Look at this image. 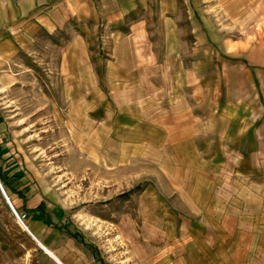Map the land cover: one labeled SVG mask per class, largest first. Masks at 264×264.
<instances>
[{"label":"crops","instance_id":"0c3cea01","mask_svg":"<svg viewBox=\"0 0 264 264\" xmlns=\"http://www.w3.org/2000/svg\"><path fill=\"white\" fill-rule=\"evenodd\" d=\"M207 1L0 2V95L27 89L39 76L34 53L46 52L42 91L52 92L46 78L56 72L80 106L65 121L71 154L90 169L133 174L138 200L125 203L137 206L147 264H264V0L213 1L218 23ZM100 39H110L106 56ZM20 144L17 129H0L11 169ZM29 170L21 181L36 185L13 202L50 252L41 264H96L47 224L73 220ZM42 203L45 214L33 211Z\"/></svg>","mask_w":264,"mask_h":264},{"label":"rangeland","instance_id":"374dc122","mask_svg":"<svg viewBox=\"0 0 264 264\" xmlns=\"http://www.w3.org/2000/svg\"><path fill=\"white\" fill-rule=\"evenodd\" d=\"M213 1H207L209 4L205 15L209 21L218 23ZM108 40L110 39L104 42L100 39L96 46V51L101 56L109 53L111 46ZM187 46H183V50L187 47V51L190 52V45ZM192 47L194 53L202 51L196 44ZM206 49L210 52L215 51L210 43ZM41 53L46 52L39 49V52L34 53L35 56L39 54L34 58V73H39V76L45 74ZM57 53L56 49H51L49 54L52 56ZM248 54L249 50L243 51V57ZM245 62L248 65V61ZM213 63L219 65L220 62ZM55 68L56 62L53 69ZM39 76L34 80L28 79L30 85H21L27 86V89L21 90L22 92L10 93L7 85L3 86L6 91L0 95V106L4 113L0 129L6 133L12 128L18 130L21 140L19 147L24 154L15 159L16 165L13 169L24 167L25 170L20 171H23L25 176L27 175L25 171L29 169L38 175L37 179L51 190L53 198L66 208L71 220L75 222L70 221V229L79 234L74 225L76 224L83 230L84 234H79L78 238L70 237L84 245L96 264H147L149 251L147 246L142 244L143 240L137 232V221L134 217L137 206L132 203L128 206L125 203L131 195L135 197L134 200H138L136 196L139 189H131V186L136 185L129 178V175L133 174L127 171L108 172L103 168L90 169L88 161L71 154L70 127L65 121L73 120L74 111L80 109L79 103L75 100L73 105L72 94L61 91L64 81L61 77L57 78L56 72H53L51 78H46L52 92L46 88L42 91ZM87 109L89 108L86 107L85 111ZM4 155L3 158L7 159L8 156ZM11 157L14 158L10 156L8 159ZM14 172L16 171L12 173ZM26 182L36 184V179L35 182ZM16 185L17 182L14 186ZM4 188L15 207L13 200H20L23 197H18L11 188ZM16 211L20 216L26 215L27 218L23 219V222L30 230L27 212ZM128 214V219L122 218ZM0 227L19 245L17 249L3 251L0 244V264H41L42 255L46 251L34 241L16 218L1 190ZM21 251L19 256L18 252Z\"/></svg>","mask_w":264,"mask_h":264},{"label":"trees","instance_id":"16d2710c","mask_svg":"<svg viewBox=\"0 0 264 264\" xmlns=\"http://www.w3.org/2000/svg\"><path fill=\"white\" fill-rule=\"evenodd\" d=\"M7 150H2L0 146V161H2V164L0 165V182L4 187L11 188L13 193H16L18 197H23L24 200H26V193H29L33 187H35L36 184H32L30 182H22L21 180L25 177V174L23 171L14 172V169L6 166V159L3 158V155L6 154ZM17 182V185L14 186V184ZM22 188V189H21ZM16 207V206H15ZM18 210V209H16ZM33 211H39L40 213L45 214V204L42 203L39 207H37ZM47 224L51 225L52 228L57 229L63 233H66L67 235L78 238L79 234L73 230L70 229V224H60V223H52L50 218L48 217L46 219ZM31 243V242H30ZM0 244L3 251H7L9 249H17L18 243L13 241L5 232L2 231L0 227ZM33 245V243H32ZM30 247H33L30 245ZM36 247V246H34ZM92 249V248H91ZM21 252H18L19 256L21 255Z\"/></svg>","mask_w":264,"mask_h":264},{"label":"water","instance_id":"95a60500","mask_svg":"<svg viewBox=\"0 0 264 264\" xmlns=\"http://www.w3.org/2000/svg\"><path fill=\"white\" fill-rule=\"evenodd\" d=\"M0 190H1V192L3 193V195H4L5 199H6V201H7L8 204L10 205V208H11V210L13 211L14 215H15L16 218L20 221V223L24 226L25 230L30 234V236L34 239V241H35L40 247H42L46 252L50 253L49 250H47L46 247H45L41 242H39V241L37 240V238L31 233V231L28 229V227L25 225V223H24L21 219H19V217H18L19 213L16 211L14 205L12 204V202H11L9 196L7 195V193H6V191H5V188H4V186L2 185L1 182H0ZM57 261H58V260H57ZM58 262H59V261H58Z\"/></svg>","mask_w":264,"mask_h":264},{"label":"built area","instance_id":"2783aa9c","mask_svg":"<svg viewBox=\"0 0 264 264\" xmlns=\"http://www.w3.org/2000/svg\"><path fill=\"white\" fill-rule=\"evenodd\" d=\"M18 217H19V219H21L22 221H23V219H26V218H27L25 214H23L22 216L18 215Z\"/></svg>","mask_w":264,"mask_h":264},{"label":"bare ground","instance_id":"6f19581e","mask_svg":"<svg viewBox=\"0 0 264 264\" xmlns=\"http://www.w3.org/2000/svg\"><path fill=\"white\" fill-rule=\"evenodd\" d=\"M60 263V262H59ZM61 264V263H60Z\"/></svg>","mask_w":264,"mask_h":264}]
</instances>
